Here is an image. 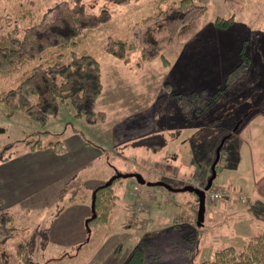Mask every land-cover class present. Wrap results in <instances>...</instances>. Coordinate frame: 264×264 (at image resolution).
I'll list each match as a JSON object with an SVG mask.
<instances>
[{"label": "rangeland", "instance_id": "rangeland-1", "mask_svg": "<svg viewBox=\"0 0 264 264\" xmlns=\"http://www.w3.org/2000/svg\"><path fill=\"white\" fill-rule=\"evenodd\" d=\"M61 1L64 0H0V32L8 24L5 21L17 20L20 28L40 21L49 8ZM83 1L90 11H104L109 16L107 22L90 31L85 41L86 50L100 61L102 67L103 91L96 102V109L105 112V122L89 124L76 117L72 106L61 102L58 114L40 124L31 121L23 112L10 115L5 104L0 102V163L3 158L13 159L31 153L25 147L24 139L35 132L63 134L77 129L98 149L104 150L102 159L71 174L59 184L64 190L60 194L69 191L75 195L70 206L62 211L64 220L72 226L69 237L63 238L65 234L57 231L58 219L48 216L52 210L46 207L49 202L45 200H35L37 204L31 215L20 211L22 206L11 209L1 206V212L11 210L15 213L18 210L16 223L31 228L30 232L36 230L32 240L38 264H47V259L65 249L74 254L72 246L78 242L73 238L75 223L82 219L86 205L89 215L86 219L90 217L93 190L116 173H126L130 169V173H139L148 181L163 180L177 188L193 182L198 187H205L217 149L223 145L222 149L227 150L231 135L226 136L225 133L227 118L209 122L210 114L215 113L216 117L217 111L228 108L234 115L236 108L247 109L246 103L264 106V0H210L201 17L175 22V27L168 19L170 15L175 18L181 16L179 13L153 19L159 10L157 0ZM179 1L168 0L162 3L161 9L168 10L171 3ZM24 12L35 15L34 19L26 18ZM230 16H235L234 24L225 30L228 33L222 34L223 29L215 25V20ZM173 27L176 29L174 36L170 33ZM229 37L234 40L231 46L222 45V39ZM118 39L136 40L137 48L130 53L132 61L140 58L143 48L151 49L150 45L155 44L163 51L169 64L166 66L164 60L157 57L143 62L142 68L134 74L124 61L107 50L110 41ZM232 46H236L235 49ZM112 47L116 48L114 44ZM243 47L249 56L244 74L235 78L206 110L193 109L190 105L184 109L180 101L182 96L189 97L193 92L201 94L204 90L211 93L223 85L227 73L239 64ZM235 58L236 63L231 64ZM210 65V74H205ZM9 83V80L0 78V93L6 91ZM206 93L201 95L210 96ZM182 110L187 111L190 117H183ZM203 120L207 122L203 123ZM207 123L210 125L202 126ZM160 131L167 141L163 148L150 150L140 144L146 142L150 145ZM11 144L15 147L5 150ZM227 163L229 161L222 163L220 159L212 184L213 192L216 189L225 194L232 191L228 188L230 183L234 184L235 191L236 186L249 183L241 175L245 168L235 172L224 168ZM113 191V199L101 201L107 205L110 200L109 221L93 227L90 243L76 251L77 255L69 254L49 264H125L134 248L141 243H145L148 251L157 254L164 264H201L213 257L215 249L224 245L242 247L248 237L264 228L263 204L236 199L240 202L237 203L232 192L228 199L231 207L226 204L223 209L225 217L228 216L226 222H235L224 224L222 229L228 234H220L216 212L226 197L215 200L206 192L204 221L199 223L198 197L193 192L147 188L140 186L135 177L117 180ZM45 192H48L49 201L48 197H53L54 193L50 189ZM80 196L84 197V203ZM111 201L113 205L116 201V206ZM240 204L243 206L239 207ZM104 208L101 206L100 210L105 211ZM47 230L51 232L48 233L50 239L46 238ZM7 235L8 232L0 228V257L3 262L8 256V262L17 261L13 260L16 243L28 240L30 233L17 231Z\"/></svg>", "mask_w": 264, "mask_h": 264}, {"label": "trees", "instance_id": "trees-1", "mask_svg": "<svg viewBox=\"0 0 264 264\" xmlns=\"http://www.w3.org/2000/svg\"><path fill=\"white\" fill-rule=\"evenodd\" d=\"M157 1L159 10L153 19L168 17V14L174 13L181 15L176 18L170 15L168 21L171 25L187 18H191L190 21L193 18L198 19L207 11L210 4V0H180L176 4L171 3L170 8L166 10L161 9V5L168 0ZM23 15L28 19L35 17L29 12H24ZM234 17H217L215 25L220 29H228L234 24ZM108 20L109 16L104 11L99 13L90 11L83 0H64L49 8L40 21L27 27L20 28L17 20L5 21L8 24L0 32V78H5L10 83L6 91L0 93V102L5 104L9 114L23 112L31 121L45 124L50 117L58 114L60 103L66 102L73 107L76 117L85 119L89 124L105 122V112L96 109V102L103 91L102 67L100 61L86 50L85 41L91 30ZM174 27L170 31L172 36L176 32ZM112 44L116 48H113ZM150 46L151 49L143 48L140 58L134 61L131 60L130 53L137 48L135 39L111 40L107 50L112 56L124 61L135 74L142 68L143 62L157 57H161L166 66L169 64L159 46L155 44ZM248 65L249 56L243 47L239 64L227 73L223 85L211 93L201 91V94L206 93L210 96L201 95L199 92V94L193 92L189 97L182 96L180 101L183 108H188L190 105L193 109L206 110L222 92L230 87L235 78L244 74V69ZM182 115L186 119L190 117L185 110H182ZM24 144L31 151L47 148H54L57 152L66 151L62 134H52L48 131L28 135L24 139ZM14 147L15 145L11 144L5 147V150L10 151ZM223 158H226V153L222 161ZM7 160L9 158L2 159L3 162ZM219 163L220 161L216 169ZM120 179H116L111 185L97 191L96 216L89 223L91 233L87 231V238L72 247L74 254H70L71 251L67 249L62 250L58 255L47 259V264L59 261L69 254L70 256L77 255L76 251L90 243L93 227L109 221L108 203L110 200L107 205L101 204V201L105 202L106 199L114 198L113 185ZM229 194L230 191L224 197L229 199ZM198 201L197 199V203ZM114 205L116 206V201ZM101 206L106 207L105 211L100 210ZM6 224L9 226L7 227ZM0 228L8 232V235L17 231L30 233L28 240L16 243L13 260L17 259V261L8 262V257H10L8 256L3 262L0 257V264H38L35 259L34 240H32L36 230L30 232L31 228L18 225L16 216L11 211L0 213ZM258 230L255 235L246 239L242 247L234 245L219 247L215 249L210 260L203 261L201 264H264V228L261 227ZM6 246L10 245L6 244ZM1 252L2 249H0V254ZM125 264L164 263L157 254L148 251L145 243H141L134 248Z\"/></svg>", "mask_w": 264, "mask_h": 264}, {"label": "crops", "instance_id": "crops-1", "mask_svg": "<svg viewBox=\"0 0 264 264\" xmlns=\"http://www.w3.org/2000/svg\"><path fill=\"white\" fill-rule=\"evenodd\" d=\"M225 30L227 29H223L222 34L228 33ZM232 42H234V40L230 37L222 39V45H225L226 47L231 46ZM233 47L235 49L236 46H232V48ZM212 55L213 54H211L210 57ZM236 61L237 58L230 63L235 64ZM211 69L212 67L210 65V67L206 68L205 74H210ZM246 106L247 109L244 110H242V107L240 109H234V115H232L231 110H228V108H222L221 112L217 111L219 114L216 115V117H214L215 113L210 114V119L208 120L210 122L219 118H222V120L227 118V128L225 133L226 136L228 134L231 135L228 139L227 150L223 149V153H226V158H223L222 163L229 161V163L224 165V168H230L235 172H240L242 168H245L241 175L245 177L243 179H248L249 183L244 186L240 185L242 187L236 186L237 191L233 189V183H230L231 187H228L232 190V195L235 196L234 201L239 199V195L245 196V203L251 200L250 202L257 201L259 205L263 204L264 206V106L256 103H246ZM240 113L241 115L239 116ZM242 116L243 118H241ZM204 122H207V120H203V123ZM232 122L234 123L232 124ZM208 125H210V123L202 124V126L206 127ZM191 127H194V124L191 125ZM154 138L155 140L151 141L152 143L150 145L146 144V142H142L140 144L146 146L150 150H155V147L163 148L167 145V141L162 131L156 133ZM62 140L66 147V151L64 152H57L54 148H47L44 150L32 151L26 155L22 154L19 157H15L13 159L10 158L9 160L0 163V210H2V207L11 209L22 206L20 211H25V213L31 215V213L34 212V205L37 204L35 203V200L36 202L45 200L49 202L46 207L52 210L48 216L53 215L56 219H58L57 231L65 234L63 235V238H65L70 236L72 226L64 220L62 211L70 206L69 204L75 199V195H71L69 191L64 194H60L64 190L60 188L61 185L59 184L68 176H71V174H75L81 169L89 167L90 164L98 161V159H102L104 156V150L98 149L97 146L93 145L94 143L88 141L84 134L77 129H74L71 133H68L67 131L63 133ZM204 158H206V156H204ZM179 170L184 171L185 169L179 168ZM126 171V173L131 172L130 169H127ZM222 174H225L224 170ZM103 175L104 174H102V176ZM240 179H242V177H240ZM81 184L83 183L81 182ZM239 188L241 190L240 192H238ZM49 189L54 193V196L51 197L50 195L48 197V201V192L45 191H48ZM54 197L55 199H53ZM80 198L84 203V197L80 196ZM27 201H31V203L27 204ZM152 201L148 200L147 202ZM223 201L225 202H222L223 204L220 203L218 207L216 218L220 221L221 229L218 230L219 233L228 234V232H225L226 230L222 229V227L224 224L234 223L235 220H230L229 223L226 222L228 216L225 217L226 213L223 208L226 204L227 207H231V203L228 199ZM241 206L243 205L240 204L239 207ZM16 211L15 213L11 212L19 218V214L18 212L16 213ZM247 212H245V214ZM88 216L86 205L85 214L82 219L75 223L76 226L74 227L75 233L73 234V238H75L78 242L87 237V228L85 223ZM49 232L50 231L47 230L46 234ZM46 238L50 239V234H48ZM78 242L74 245L78 244Z\"/></svg>", "mask_w": 264, "mask_h": 264}, {"label": "water", "instance_id": "water-1", "mask_svg": "<svg viewBox=\"0 0 264 264\" xmlns=\"http://www.w3.org/2000/svg\"><path fill=\"white\" fill-rule=\"evenodd\" d=\"M222 147V145H221ZM221 147H219L217 149L216 152V159L214 160V163L212 165V174L208 179V183L206 185V187L204 189H199V188H195L193 186H185L182 188H175L172 185L164 182V181H156V182H152V181H147L143 175L139 174V173H116L114 176H112L107 182H105L104 184L98 186L94 191H93V195H92V216L90 218H88L86 220V228L88 233H91V229L89 226V223L92 219L95 218L96 216V211H95V201H96V193L100 188L106 187L111 185L116 179L118 178H126V177H135L137 179V182L141 185H147L149 187H163L168 191H172V192H185V191H189V192H193L197 195L198 200H199V208H198V220L199 223H202L204 221V216H205V201H206V191L209 190L212 187L213 181L217 176V171H216V165L218 164L219 160H220V150Z\"/></svg>", "mask_w": 264, "mask_h": 264}, {"label": "built area", "instance_id": "built-area-1", "mask_svg": "<svg viewBox=\"0 0 264 264\" xmlns=\"http://www.w3.org/2000/svg\"><path fill=\"white\" fill-rule=\"evenodd\" d=\"M192 184H195L194 182ZM225 194H223V192H219L217 190H215L214 192L211 191L210 192V197H212L213 199L217 200V199H221L223 198L225 195H227V192H224Z\"/></svg>", "mask_w": 264, "mask_h": 264}]
</instances>
